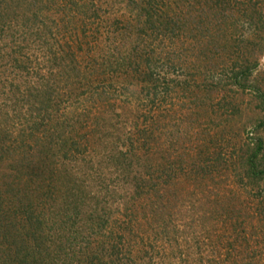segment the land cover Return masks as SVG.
<instances>
[{"label": "trees", "instance_id": "16d2710c", "mask_svg": "<svg viewBox=\"0 0 264 264\" xmlns=\"http://www.w3.org/2000/svg\"><path fill=\"white\" fill-rule=\"evenodd\" d=\"M192 1L0 0V264H264V211L244 200L264 195L261 138L235 150L222 133L243 108L154 73L171 59L157 39L208 23L218 63L233 45L229 0ZM263 54L225 84L244 90ZM186 90L185 109L162 102Z\"/></svg>", "mask_w": 264, "mask_h": 264}, {"label": "rangeland", "instance_id": "374dc122", "mask_svg": "<svg viewBox=\"0 0 264 264\" xmlns=\"http://www.w3.org/2000/svg\"><path fill=\"white\" fill-rule=\"evenodd\" d=\"M93 1L98 6L101 5V8L106 7V9H109V4L105 3L106 0ZM196 1H192V4L194 5L191 11L192 16L196 15V12H198L196 11L197 9L195 10L196 6H198V2L196 3ZM228 2L232 5L228 6L231 7L230 12H232V17L228 20L227 23L224 22L225 25H223L225 26V28H220V31L218 32L221 34L225 32L226 35L229 36V42L233 45L231 46V48H229L230 50L223 53L221 57V63H218V61L216 60V55H210L209 50L211 48L207 46V41L209 40L212 33V30L207 29L208 23H206V25L204 23L205 27H202L201 25H198L196 23L197 19H194L192 20L191 24L193 26L198 25L197 27L199 29H197L196 27L192 36L181 38V36L178 37L175 35L172 37V41H174V43L172 44L170 43V39L165 40L164 44L158 42L159 39H157L153 43L157 46V50H160L161 48H166L169 51L171 50V53L169 54L171 59L165 60L163 62L158 61L155 66L154 73H156V75H160V78H163L164 75L165 78H182L189 81L192 85L194 83L201 84L203 80L205 82H212L213 85L210 88L214 91L206 92L207 99L205 100V102L207 105H205L207 107H209L210 105L214 108H217L218 105H223L225 103L227 105H230L231 103L232 105L236 104V106H238L239 108H243L244 113L242 114V116H238V114H236L232 117V125H230V122H222L223 124L230 123L229 126L225 125L226 129L222 134L225 137L229 138L232 143L231 145H234L232 147L235 148V150H238L241 146L239 144H243L244 141H254L258 137L261 138L264 144V125L257 131H253L255 120H258L257 116H264L261 111L262 109L259 106V100L258 98L256 99L257 96L255 94L256 92H258L256 86L257 84H259V86L264 89V54L258 56V65L256 68L251 69L244 90L241 91L242 87H240L239 85L225 84L226 81H230L231 77L233 76V71L238 70V68L245 64V62L247 64H250V62L253 61V57L255 58L256 52L259 50V48L261 46L264 47V38H262V36L264 37V28H259L261 22L258 21V15L255 14L256 12H260L264 16V0H229ZM212 4L213 1L206 2V5H210V7H212ZM113 8V10L115 11L116 8ZM121 8L122 9L117 11L118 15L120 14L121 10H123V7ZM251 9L254 12L253 14H250L249 12ZM110 10L111 8L109 9V11ZM100 12L103 18L104 12H102L101 9ZM212 25L213 27L211 29L215 27L214 23ZM222 29H225V31H222ZM159 43L161 45H157ZM202 47L206 48L204 49ZM215 63H217V65H214ZM115 79L117 80L118 78L114 77V80ZM112 92L114 94L118 93L121 98H123L124 95H127L126 90L124 91L126 93L121 94L120 88L115 89L114 87ZM184 94L186 95H178V97H175L172 93H169L168 96L166 95L165 98H163L162 102L164 104H167L169 107L179 109L184 107L183 109H185V106L189 102V98H193V95L187 90ZM159 98L162 99V97ZM214 120H216V118ZM239 125H245L246 130H242ZM228 127H232L233 131H231ZM194 129L196 133L199 131L197 130V128ZM190 134H193L194 136L196 135L192 131L190 132ZM177 144L179 145V143ZM242 146L243 148H245V144ZM230 152L231 151L225 154V162H229L230 158L232 159V152ZM192 176L194 177L195 175ZM232 176L233 175L229 176V180L230 183L234 184V177ZM190 177L191 176L187 178L185 176L183 178L185 180L184 184L187 185L189 184V182H191L192 178ZM244 185H248V181L245 179L242 182V186ZM190 187H192V185H190ZM260 189L261 186L257 187L256 185H254V187H251V194L246 193V195L244 196V200H248L246 201L248 202V204L254 206V209H258L256 211L257 213L259 210L261 212L264 211V195H253L256 194ZM184 193L185 191L183 192V194ZM250 211L254 212L252 210ZM262 238L264 240V237ZM262 238L260 237V239ZM261 243L264 244V241H261ZM136 257L139 258V262H142V252H140ZM190 262V258H188L185 259L184 264H192V262ZM193 264H195V262H193Z\"/></svg>", "mask_w": 264, "mask_h": 264}]
</instances>
